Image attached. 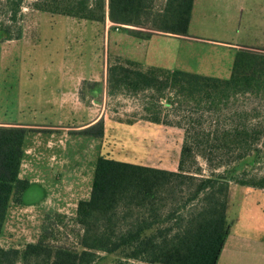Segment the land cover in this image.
Masks as SVG:
<instances>
[{"label":"rangeland","instance_id":"1","mask_svg":"<svg viewBox=\"0 0 264 264\" xmlns=\"http://www.w3.org/2000/svg\"><path fill=\"white\" fill-rule=\"evenodd\" d=\"M5 1L0 0V29H7L6 37L19 32L20 37L0 44V123L82 125L95 111L90 98L94 104L101 100L106 82L108 124L102 139L62 131L49 134L42 128L25 134L20 173L39 197L30 207L16 208L21 214L12 227L9 223V235L0 232V246L35 242L47 213L65 216L63 223L55 224L52 239L71 244L78 230L72 221L76 204L89 197L100 155L175 171L186 140L190 150L185 171L245 179L264 176L263 89L229 96L214 108L203 95L192 99L173 88L160 93L130 90L117 83L112 70L116 64L126 66L129 58L140 66L228 79L236 49L221 44L264 49V0H194L188 36L149 39L116 31L105 22L107 37L102 23L37 11L36 0H23L12 19L11 4ZM164 3L155 0L154 9ZM151 113H158L162 123L146 121ZM130 120L134 123L127 124ZM245 187L230 183L231 194L236 197V190ZM115 261L108 255L97 264Z\"/></svg>","mask_w":264,"mask_h":264},{"label":"trees","instance_id":"2","mask_svg":"<svg viewBox=\"0 0 264 264\" xmlns=\"http://www.w3.org/2000/svg\"><path fill=\"white\" fill-rule=\"evenodd\" d=\"M154 1L36 0L33 8L102 24L108 20L112 27L138 39L188 36L194 0H165L160 10L154 9ZM5 2L11 4L9 12L15 19L23 0ZM5 33L7 29H0V41L20 37V32L16 37ZM259 51L264 49L243 46L236 50L228 79L157 66L143 68L128 59V66L116 64L112 70L117 83L130 90L160 93L173 88L188 98L203 95L217 108L229 96L264 90V53ZM156 114L145 119L162 123ZM27 132L42 130L0 126V232L10 204H21L30 185L19 177ZM75 133L102 138L103 119ZM186 142L175 171L98 156L89 197L77 202L72 218L78 227L75 240L69 245L55 242V224L63 223L65 216L47 213L35 242L0 246V264H97L108 255L116 257L115 264H217L232 226L227 213L230 183L264 189V176L245 179L185 171L190 150Z\"/></svg>","mask_w":264,"mask_h":264},{"label":"crops","instance_id":"3","mask_svg":"<svg viewBox=\"0 0 264 264\" xmlns=\"http://www.w3.org/2000/svg\"><path fill=\"white\" fill-rule=\"evenodd\" d=\"M103 26H104V33L106 34L107 37H109L110 34H109L108 26L105 23L103 24ZM113 28L114 30H116L115 27ZM16 40L17 39L4 40V41H0V44L9 43V42L16 41ZM221 45L224 47L227 46V47L233 48L234 50L235 49L238 50L239 48L245 46V45L236 46V45H233L230 43H224V42H222ZM128 60H131V59L128 58ZM131 61L141 64V62L137 60L132 59ZM141 66L144 68L145 66L147 67L149 65L145 64L144 66L143 65ZM150 66H153V65H150ZM179 70H183V69H179ZM94 83H97V81H94ZM105 84L106 82H102V85H101V91H100V94L102 97L101 100L100 99L96 100V104H94L95 99L93 97L90 98L91 101L89 102V105L95 107V111L93 115L90 117V119L86 121L85 123H83L82 125L75 126V127H35V128L45 129L46 131L44 132H47L49 134H53V133H57L61 131L63 133L67 132L68 134H74L76 130H79L80 128L84 126L94 123L97 119L101 117L104 123V134L102 138H105L106 137V126L108 124V115L104 107V97L106 95ZM146 121H149V120L146 119ZM126 122L127 124H132L134 123V120L132 121L130 120ZM156 124H161V123H156ZM16 125L30 127V126L21 125V124L0 123V126H16ZM31 127H34V126H31ZM102 138H99V139H102ZM111 158H114V157H111ZM114 159H117V158H114ZM120 161H125V160H120ZM125 162L133 163L128 160ZM21 165H22V160H21ZM21 165H20V168H21ZM19 177L22 178L21 173L19 174ZM33 189H34L33 186L30 184L28 189L24 192L22 196L21 204H18V205L12 204V203L10 204L8 208L7 217L4 223V228H3V231L6 230L8 235H9L8 228L14 222V217H16L18 214L19 215L21 214V211L18 212L19 210L17 211L16 208L30 207L34 203V201L37 199V197H39L38 194L37 195L32 194ZM236 192H237L236 197H234L233 193L231 194V191H230V203H229L228 210L229 211L230 209L233 210L231 213V217H230L232 220V226L230 229V233L228 234L225 240V243L221 251V254L219 256L217 264H264V189L245 187L244 189L240 190V192H238V190H236ZM12 208H15L14 210L15 213L12 210ZM1 246L4 248L8 247V246H3V245Z\"/></svg>","mask_w":264,"mask_h":264},{"label":"built area","instance_id":"4","mask_svg":"<svg viewBox=\"0 0 264 264\" xmlns=\"http://www.w3.org/2000/svg\"><path fill=\"white\" fill-rule=\"evenodd\" d=\"M110 25H112V23H110L108 20H106ZM115 29L117 30L118 29V27H115Z\"/></svg>","mask_w":264,"mask_h":264}]
</instances>
